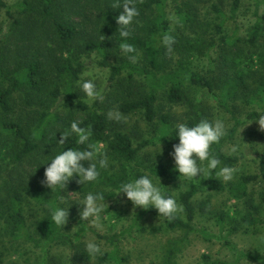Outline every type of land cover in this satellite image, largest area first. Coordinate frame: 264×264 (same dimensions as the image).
<instances>
[{"label": "rangeland", "instance_id": "rangeland-1", "mask_svg": "<svg viewBox=\"0 0 264 264\" xmlns=\"http://www.w3.org/2000/svg\"><path fill=\"white\" fill-rule=\"evenodd\" d=\"M3 1L10 7L13 17L20 18V24L17 27L11 25V18L6 15V9L0 8L2 69L0 87L8 85L4 75H10L14 69L26 65L34 54L33 49L38 40L42 41L41 50L47 46L49 48L54 46L52 41L46 40L47 34L44 33L47 27L40 26L37 19L36 24L32 23V16L41 17V14L35 11V0ZM24 1L27 2L26 12H22L20 8ZM60 1H65V7L58 8L56 13L62 19L76 25L79 23L86 32L101 34L99 28L101 3L97 0ZM149 1L151 0H134L139 16L134 19L130 27L145 39L154 38L157 41L156 57L164 65L166 72L195 73L210 79L213 83L214 96L218 101L214 100L213 94L204 88L191 85L181 74L179 87L181 100L169 102L167 91L170 86L160 88L157 91L156 116L153 121H147L141 110L125 114L120 110L123 103L136 100L150 90L148 77L136 73L130 79L127 70L123 69L114 80L110 81V69L100 65V61L106 57L107 62L120 64L122 61L120 55L111 51L105 54L98 50L80 53L76 48L71 51L75 52V57L85 66L78 82L84 79L94 80L101 93L100 97L96 100L85 97L77 82L76 97H66L63 93L54 100L43 97L42 101L31 108L39 111L45 109L58 116L72 111L77 115H73L76 119L81 117V111L76 108L77 101H82L88 106H92L97 101L99 112L108 119V128L127 132L133 145L149 141L134 160H118L107 156L109 171L114 173L121 169L125 170L128 180L137 172L149 174L154 183L160 179L161 184L158 186L162 191L171 193L179 204H181L179 194L194 186L196 193L191 198L194 208L191 225L195 230L185 234V230L180 228L169 229L164 219L153 214L136 218L141 208L134 206L124 193L105 200L108 207H105V211L96 221L98 228L92 223L94 218L81 221L79 212L82 206L78 203L83 200L86 193L80 191L82 184L77 183L78 177H75L68 182L66 190L60 193L65 195L63 203L60 194L57 198L63 207L70 206L69 219L63 228L70 241L62 244H45L39 239V244H35L25 239L19 231H6L0 227L1 264H162L171 244L183 237V242L178 244V249L174 251V264H208L205 256L211 263L264 264V226H249L243 221L246 211L254 217L264 219V180L250 183L248 194L244 198H234L228 190L230 185L238 182L241 175L256 174L258 171L257 157L264 150V129L257 120H248L246 117L252 111L264 110V97L251 91L247 93L241 90L226 102V109L220 105L225 99L224 78L231 72L230 63L225 57L231 52L224 39L233 35L241 39L246 38L255 21V11L259 14L264 13V0H242L235 17L231 19L228 16L232 0H157L158 2L154 1L147 6L146 3ZM159 16H163L169 29L177 36L176 49L169 51L162 43ZM221 22L223 24L218 26ZM83 29L82 31L85 32ZM239 50L238 56L245 65L249 64L254 68L255 64L250 59L248 45L243 44ZM66 55L67 53L64 52V56ZM133 64L151 70L140 54L136 56ZM247 81H250V78ZM22 99L19 93L10 96L9 100L14 106V112L25 111ZM200 99L201 101L198 102L197 100ZM65 100L67 104H64ZM117 110L122 118L109 119V111ZM161 114L170 115L173 126L188 121L197 123L205 118L224 121L226 134L229 131L231 134L225 139L221 148L225 154L238 158L232 166L238 171L235 178L229 182L216 175L225 186L222 191H215L206 186L204 178L208 170L204 175L197 177L198 179L188 182L189 186L186 188L180 187L182 181L179 176L171 179L151 173V168L156 165L167 168L172 164L171 147L160 136ZM49 124L54 132L52 138L46 139L45 143L40 140L41 145H44V151L40 150L39 154V158L47 162L56 154L57 148L60 151L64 148V144L58 143L62 127L58 126L59 128L55 129L56 124L52 120ZM96 145V148L104 153L103 143ZM160 145L162 153H159ZM233 147L237 149L235 152L231 151ZM8 163V159L0 160V187L3 197L9 193L8 191L17 187L16 182L7 178L8 171L4 169ZM47 166L48 164H45L44 169ZM220 167L223 166H218L217 172ZM90 191L108 192L109 188L97 185ZM54 192L51 193V189L47 187L44 189V194L47 196L53 195ZM24 197L27 232L38 239L35 225L44 213V207L28 196L24 195ZM177 215L186 218L185 211ZM112 235L119 236L115 244L103 238ZM88 240H95L100 244L104 254L96 258L87 257L85 244ZM112 255L116 256L117 260Z\"/></svg>", "mask_w": 264, "mask_h": 264}, {"label": "trees", "instance_id": "trees-1", "mask_svg": "<svg viewBox=\"0 0 264 264\" xmlns=\"http://www.w3.org/2000/svg\"><path fill=\"white\" fill-rule=\"evenodd\" d=\"M102 5V12L100 17V32L101 34H94L86 32L82 25L79 23L72 24L68 20L62 19L56 10L65 7V1L60 0H35V11L41 14V17L32 16V23L36 24V19L39 21L40 26L47 27L44 34H47L46 40L54 43L52 47H44L43 50L40 44L41 40L36 42L33 49L32 57L27 61L25 66L14 69L13 72L4 75L8 81L6 87H0V160L8 159L9 163L4 170L8 171V180L16 182L17 187L8 191L4 197L2 196V187H0V227L2 230L19 231L25 239L39 244V239L43 240L45 244L55 243H68L70 241L68 235L62 228L51 222V211L60 204L58 201L59 192H54L53 195L47 196L44 194L45 187L41 184L44 179V165L47 161L39 158L40 150L44 151L46 139H51L54 129L50 127V120L56 124L55 129L62 127V133L70 131V124L72 121L79 122L81 127L91 130L89 143L95 148L97 143H103L102 151L108 157L118 160H134L139 151L146 147L149 141H143L137 145H133L130 135L120 129H110L107 127L108 119L106 115L99 112L98 102L96 101L92 106H88L82 101H77L76 108L81 111V117L73 118L76 115L74 112L62 113L58 116L54 112H48L31 108L44 98L51 100L56 99L60 94L68 97H76L77 82L80 74L85 70L83 63L78 61L75 57L73 49H78L80 53H86L98 50L107 54L114 52L121 57L120 64H112L106 61V57L100 61V65L109 67L110 81L118 75L121 70H127L128 76L131 79L134 74H143L148 77L150 83V90L142 97L123 103L120 110L123 113H129L141 110L147 121H153L156 116L155 102L157 99V91L160 88L170 86L167 91V99L169 102H178L181 100L180 93V79L181 76L185 78L191 85L204 88L212 95L216 101L218 99L214 96L213 83L206 76H201L195 73L187 72H166L157 59V41L152 38L151 40L145 39L140 36L135 29L129 26L131 36L123 41L119 35V25L116 23V17L123 11V0H97ZM151 0L146 3L150 6ZM242 0H232L230 15L228 18H234ZM89 4V3H87ZM117 7V5H120ZM27 2L24 1L20 5L21 11L26 12ZM6 9V15L11 18V25L17 27L20 24L19 17H13V13L8 5L3 0H0V8ZM224 13H222L223 15ZM158 24L161 28L162 35H171L175 43L171 49L177 48V36L169 29L166 20L159 16ZM221 22L218 26H221ZM85 31L83 32L82 29ZM225 43L229 46L231 54H226L225 57L230 63L231 72L224 78L225 91L224 101L220 102L222 108L226 109V102L234 97L238 91H245L247 93L253 92L258 96L264 97V13L259 14L255 11V21L250 27L246 38L241 39L235 35L224 39ZM121 43H129L136 49L135 53L125 54L120 49ZM248 45L251 54V61L254 62L255 67L245 62L238 56L240 47ZM49 48V49H46ZM251 48V49H250ZM44 49H46L44 51ZM243 50V49H241ZM64 52L67 53L64 56ZM140 54L142 59L145 60L151 70L142 69L134 66L130 55L135 57ZM73 55L75 58H73ZM1 56V46H0ZM2 71L0 67V72ZM159 74V75H158ZM183 74V75H181ZM181 75V76H180ZM256 77V78H255ZM250 78V81L247 79ZM254 80V81H252ZM168 84V85H167ZM63 88V92H62ZM13 93H19L22 96L25 111L20 113L14 112V106L11 104L9 98ZM198 102L201 101L197 100ZM66 103V100L64 101ZM31 108V109H30ZM76 110V111H78ZM264 111V110H262ZM262 111H252L247 114L248 120L257 119ZM77 116V115H76ZM161 138L171 147L179 142L178 137H175L174 126L172 125L171 116L168 114H161L159 117ZM195 122L188 121L187 124L192 125ZM229 131L217 144L211 148V154L218 157L222 166L232 167L237 161L236 156H230L222 151V144L225 139L230 136ZM169 135L171 137H169ZM83 149L86 145H78L74 135L69 136L64 143V150L70 148ZM60 152L57 148L56 153ZM258 171L256 174H243L240 176L237 183L229 186V192L234 198H244L248 194V186L256 180H264V150L257 157ZM32 169V170H30ZM98 180L94 183H87L81 186L80 191L83 193L89 192L97 185H102L109 188L108 192H104L106 199L115 197L111 195L114 190L128 181L125 170L122 169L118 172L111 173L109 169H100ZM151 173L158 177H168L171 179L179 176L178 172L174 170V161L172 164L165 168L162 165H156L151 168ZM217 169L207 172L204 178V183L210 189L215 191H222L225 186L216 177ZM143 172H137L134 177L143 175ZM196 193V188L193 186L179 194V200L186 214L183 219L178 215L174 220H168L163 217L167 228L174 229L180 228L185 230V234L194 231L191 225L193 218L194 208L191 204V198ZM122 194V193H121ZM166 195H171L165 192ZM25 196L33 199L38 205L44 207V213L37 220L35 228L38 239L34 238L27 232L26 228V215L24 210ZM109 195V196H108ZM172 196V195H171ZM60 206H62L60 204ZM146 214H153L159 217L155 209H140L136 218H141ZM243 221L249 225H262L264 226V219L254 217L249 211L245 212ZM136 224V223H135ZM134 225V224H133ZM118 235L111 237H103L110 243L115 244ZM184 237L171 244V248L162 264H174L173 255L174 251L178 249V244L182 243ZM110 256V255H109ZM113 256V255H112ZM117 260L116 256H113ZM205 260L208 264H224L221 262L211 263L207 256ZM1 264V254H0Z\"/></svg>", "mask_w": 264, "mask_h": 264}, {"label": "clouds", "instance_id": "clouds-1", "mask_svg": "<svg viewBox=\"0 0 264 264\" xmlns=\"http://www.w3.org/2000/svg\"><path fill=\"white\" fill-rule=\"evenodd\" d=\"M120 6L121 4L117 5V7ZM122 7L123 11L116 17V23L119 25L118 30L121 39L126 41L131 36L129 26L139 16V10L134 0H124ZM162 43L171 51L175 41L171 35L166 34L162 36ZM120 49L125 54H132L136 51L134 46L129 43H121ZM129 59L135 62L136 57L130 55ZM78 85L87 98L96 100L101 95L95 81L92 79L79 81ZM108 118L120 120L122 116L118 110L109 111ZM255 120L264 129V111ZM174 132L179 142L173 145V151L170 155L174 161V170L178 172L182 181L180 187H188V182L198 179L197 177L204 175L206 170H215L221 165L220 159L211 154V148L214 144L219 143L226 134L223 120L205 118L192 125L178 123L174 126ZM71 135L76 137L78 145H86V147L83 149L71 147L68 150L63 148L62 151L56 153L45 163L48 166L45 168L44 179L41 184L51 189V193L53 191L61 193V191L66 190L68 182L75 177H78L76 182L82 185L94 183L100 175L99 170L109 167L107 154L101 153L99 149L89 143L90 129L81 127L77 121H72L70 131L61 133L58 143L64 144L65 140ZM169 137L171 136L169 135ZM236 150L235 147L231 149L232 152ZM159 153H162L161 145ZM237 171L236 168L223 166L219 168L216 175L222 177L225 182H229L235 178ZM159 184H161L160 179L154 183L149 174H143L123 182L111 195L124 193L134 206L144 210L155 209L159 218L174 220L177 214L184 211L183 206L177 202L174 196L166 195L158 186ZM64 196L60 194L61 203H63ZM105 197L104 192H87L83 200L78 203L82 206L79 212L80 220L87 221L94 218L92 223L98 228L99 225L96 224V221L105 211V207H108L105 203ZM69 207L58 204L51 211V222L63 229L69 219ZM85 250L87 257L91 258L104 254L100 244L95 240H88L85 244Z\"/></svg>", "mask_w": 264, "mask_h": 264}]
</instances>
